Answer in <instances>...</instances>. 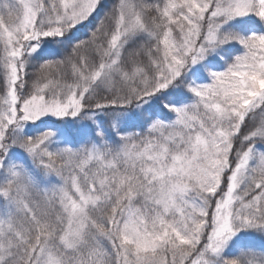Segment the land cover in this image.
<instances>
[{"label":"snow or ice","instance_id":"1","mask_svg":"<svg viewBox=\"0 0 264 264\" xmlns=\"http://www.w3.org/2000/svg\"><path fill=\"white\" fill-rule=\"evenodd\" d=\"M0 264H264V0H0Z\"/></svg>","mask_w":264,"mask_h":264}]
</instances>
